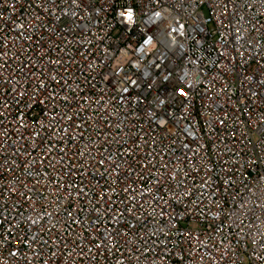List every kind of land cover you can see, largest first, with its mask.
<instances>
[{
    "label": "built area",
    "instance_id": "obj_1",
    "mask_svg": "<svg viewBox=\"0 0 264 264\" xmlns=\"http://www.w3.org/2000/svg\"><path fill=\"white\" fill-rule=\"evenodd\" d=\"M0 264H264V0H0Z\"/></svg>",
    "mask_w": 264,
    "mask_h": 264
}]
</instances>
